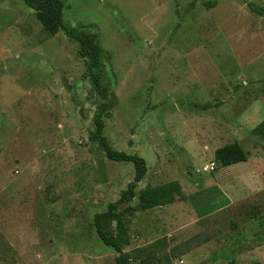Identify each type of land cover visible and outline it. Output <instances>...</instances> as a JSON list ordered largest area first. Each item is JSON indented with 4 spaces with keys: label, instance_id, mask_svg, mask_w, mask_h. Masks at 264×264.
<instances>
[{
    "label": "rangeland",
    "instance_id": "obj_1",
    "mask_svg": "<svg viewBox=\"0 0 264 264\" xmlns=\"http://www.w3.org/2000/svg\"><path fill=\"white\" fill-rule=\"evenodd\" d=\"M63 1L102 47L104 134L146 160L136 191L188 181L179 204L126 216L133 264H264V0ZM98 103L79 44L0 0V264H118L94 216L135 167L90 140ZM235 141L248 159L208 171Z\"/></svg>",
    "mask_w": 264,
    "mask_h": 264
},
{
    "label": "trees",
    "instance_id": "obj_2",
    "mask_svg": "<svg viewBox=\"0 0 264 264\" xmlns=\"http://www.w3.org/2000/svg\"><path fill=\"white\" fill-rule=\"evenodd\" d=\"M33 8L44 29L49 34L63 31L70 39L79 44V54L86 59L87 70L91 76L94 90L99 96L97 111L93 119V129L90 131V140L98 143L106 156L111 160L132 162L135 167L134 180L130 181L127 188L122 190L119 199L111 202L107 209L94 216V225L102 242L114 248L119 255L116 257L118 264H133V258L124 247L130 244L127 215H133L139 209L147 210L154 207L173 203L178 198H183L182 185L178 180H170L156 185H147L136 191L138 184L148 172L146 160L138 154H129L124 150L112 147L104 134L106 119L111 117L108 87L104 83L103 75L95 71L101 66L102 47L96 34L84 30L81 26H72L65 22L63 0H24ZM250 5L254 10L264 14V7L253 2ZM207 106V105H206ZM264 137V120L254 129ZM218 166H230L248 159V152L235 141L221 146L215 151ZM217 166V167H218ZM138 196L137 206H127L123 210L121 205L132 201ZM233 250V249H232Z\"/></svg>",
    "mask_w": 264,
    "mask_h": 264
},
{
    "label": "crops",
    "instance_id": "obj_3",
    "mask_svg": "<svg viewBox=\"0 0 264 264\" xmlns=\"http://www.w3.org/2000/svg\"><path fill=\"white\" fill-rule=\"evenodd\" d=\"M189 173H191V172H189ZM175 180H178L180 183H181V185H182V187H183V189H187V187H188V181L185 179V178H177V179H175ZM224 193H226V192H224ZM231 196L228 198V202L227 203H225L221 208H219V209H223V208H226V207H228V206H230V204L232 203L231 201ZM177 204H179L178 203V201H175ZM175 202H173V203H170L169 205H174L175 204ZM168 205V204H167ZM163 207V206H162ZM193 209V208H192ZM193 211H194V209H193ZM184 213H185V217L184 218H186L187 216L189 217L191 214H188L186 211H184Z\"/></svg>",
    "mask_w": 264,
    "mask_h": 264
},
{
    "label": "built area",
    "instance_id": "obj_4",
    "mask_svg": "<svg viewBox=\"0 0 264 264\" xmlns=\"http://www.w3.org/2000/svg\"><path fill=\"white\" fill-rule=\"evenodd\" d=\"M217 166H218V165H217L216 161H212V162L206 164L205 168H206L208 171H214V170H216Z\"/></svg>",
    "mask_w": 264,
    "mask_h": 264
}]
</instances>
